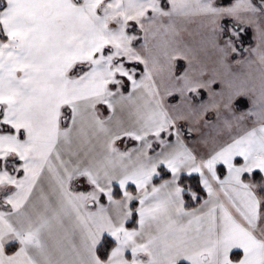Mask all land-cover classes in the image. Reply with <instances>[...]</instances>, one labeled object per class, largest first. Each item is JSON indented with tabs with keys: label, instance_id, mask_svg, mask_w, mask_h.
<instances>
[{
	"label": "snow or ice",
	"instance_id": "1",
	"mask_svg": "<svg viewBox=\"0 0 264 264\" xmlns=\"http://www.w3.org/2000/svg\"><path fill=\"white\" fill-rule=\"evenodd\" d=\"M0 264H264V0H0Z\"/></svg>",
	"mask_w": 264,
	"mask_h": 264
},
{
	"label": "rangeland",
	"instance_id": "2",
	"mask_svg": "<svg viewBox=\"0 0 264 264\" xmlns=\"http://www.w3.org/2000/svg\"><path fill=\"white\" fill-rule=\"evenodd\" d=\"M202 30L198 27V25L196 23H193L191 25L188 26L187 30L181 33V46H187L188 48L191 49H198L199 47V41H200V35L199 33ZM253 39H254V44L250 47H255L257 41L254 37V32H253ZM249 47V46H248ZM247 47V48H248ZM246 55H248L247 53H245ZM200 59L202 61V63L206 66V72H205V76H212V75H216L217 77H220L221 79L224 78L226 76V73L224 72V70L222 68H220L218 65L214 64L213 59L211 58V56L205 57L202 53L200 54ZM232 73H235V77H231V79H233V86L234 87H241L243 82L245 80L250 79L251 77H258L259 75V71H258V65L256 64H252V65H233L232 69H231ZM219 88L217 91H220L221 89V84L219 83ZM250 102V108H252V102L251 100H249ZM214 119V117H213ZM255 117L250 118L249 123H251V120H254ZM210 135H214V132L207 131ZM197 136L199 135V133H196Z\"/></svg>",
	"mask_w": 264,
	"mask_h": 264
},
{
	"label": "crops",
	"instance_id": "3",
	"mask_svg": "<svg viewBox=\"0 0 264 264\" xmlns=\"http://www.w3.org/2000/svg\"><path fill=\"white\" fill-rule=\"evenodd\" d=\"M250 30H251V33L253 35V30L252 29H250ZM253 44H254V39H253V36H252V42L250 44H247L244 48H247L248 46L250 47ZM176 64H177V69L179 71V70H182L184 67L187 66V61L186 60H183V59H178L176 61ZM220 79H221L220 77H217V83H215V84L212 85V87H213L214 90H216V89L218 90V88H219L218 85H219ZM177 99H178V97H177ZM199 99L207 100L208 99V93H207V91L201 90V97ZM248 109H250V102H249V100L247 98H245L242 103H240V104L237 105V107H236V113H237V115H239V113L241 111H247ZM205 131L206 132L207 131H210V129H205ZM193 136H197V134L196 133H193L191 136H187V138H186V142H188L190 145L192 143H194V141L192 139Z\"/></svg>",
	"mask_w": 264,
	"mask_h": 264
},
{
	"label": "trees",
	"instance_id": "4",
	"mask_svg": "<svg viewBox=\"0 0 264 264\" xmlns=\"http://www.w3.org/2000/svg\"><path fill=\"white\" fill-rule=\"evenodd\" d=\"M225 2H227V0H225ZM252 42V33L251 30L248 29L246 32H244L242 34V43H243V47H245L247 44H250ZM142 67V66H141ZM191 136V135H189ZM191 183L195 184V181H190ZM195 206V205H193Z\"/></svg>",
	"mask_w": 264,
	"mask_h": 264
}]
</instances>
